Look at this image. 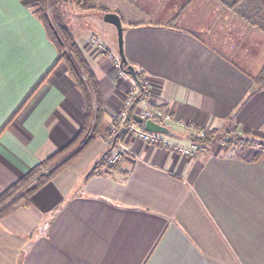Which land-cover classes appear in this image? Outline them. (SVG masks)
I'll return each instance as SVG.
<instances>
[{"label":"crops","instance_id":"0c3cea01","mask_svg":"<svg viewBox=\"0 0 264 264\" xmlns=\"http://www.w3.org/2000/svg\"><path fill=\"white\" fill-rule=\"evenodd\" d=\"M35 1L0 0V194L67 146L84 116ZM144 1L145 10L164 4L153 22L126 17L125 0H102V9L119 16L124 57L142 75L135 114H169L179 137L148 144L121 128L122 174L84 181L114 142L111 120L134 82L119 74L115 28L106 26L104 54L90 55L79 38L105 135L0 219V264H264V155L253 160L264 150V0ZM206 129L254 145L241 157L174 148Z\"/></svg>","mask_w":264,"mask_h":264},{"label":"trees","instance_id":"16d2710c","mask_svg":"<svg viewBox=\"0 0 264 264\" xmlns=\"http://www.w3.org/2000/svg\"><path fill=\"white\" fill-rule=\"evenodd\" d=\"M93 0H36L31 6L33 14L42 22L45 27L47 39L53 44L58 53V62L62 61L67 74L74 82L84 100V116L77 135L67 146L56 151L53 155L31 170L27 176L13 184L0 194V219L19 207L29 204L31 196L43 185L52 181L59 172L79 158L91 147L98 136L105 135L103 130L104 108L103 101L98 88L97 80L89 70L85 59L77 43L70 36L68 28L64 24L63 15L60 9L65 3H69L77 10H99L101 15L106 10L91 6ZM128 65V64H127ZM125 71L126 67L122 66ZM138 80V93L134 96L132 104L127 111L125 123H134L132 117L140 101L146 96L142 75L135 71ZM118 118L112 119L115 128L113 133L114 142H109L108 148L100 159L92 166L84 177V181L95 176H110L122 174L121 165L123 153H120L113 163L108 162V156L115 150L117 145L116 136L121 133L118 126ZM143 129V123L137 124ZM202 136L198 132L189 135L192 145L197 147V151L214 149L216 145L222 143L220 150L222 153L237 151L238 157L241 152L252 147L254 144L243 140L235 131L226 130L218 132L214 129L203 130ZM175 137H179L175 134ZM263 149H258L253 156L254 161L263 157Z\"/></svg>","mask_w":264,"mask_h":264},{"label":"rangeland","instance_id":"374dc122","mask_svg":"<svg viewBox=\"0 0 264 264\" xmlns=\"http://www.w3.org/2000/svg\"><path fill=\"white\" fill-rule=\"evenodd\" d=\"M126 6L128 7L123 13L127 17L128 10L134 12L133 15L138 21L144 22H153L156 20V15L161 11L164 4H159L158 6L160 9L158 10L157 5H151L147 7L145 10L144 0H125ZM130 2V3H127ZM102 0H93L91 2V6H96L98 8H102ZM149 5L146 3V6ZM60 15H63L64 24L68 28L70 36L73 40L77 43L79 38L85 39L87 51L90 52V55H97V54H104L107 50V45H109V37H108V30L107 24L99 23L102 19L101 11L99 10H77L74 6L69 3H65L60 9ZM124 17V16H123ZM130 18H124L123 23L124 25L128 24ZM166 22V20H165ZM178 27L184 26L183 23L178 22ZM113 27V26H112ZM111 27V28H112ZM185 27V26H184ZM114 28V27H113ZM111 44V43H110ZM81 54L84 58V53L81 50V47L77 43ZM115 52L118 53L117 48H114ZM116 53V55H117ZM117 58L118 55H117ZM85 59V58H84ZM119 60V59H118ZM87 64V63H86ZM122 69V67H121ZM90 70V69H89ZM123 70V69H122ZM124 71V70H123ZM125 72V71H124ZM92 73V72H91ZM127 76V74H126ZM126 78V77H125ZM137 87L136 84H132V87ZM130 87L129 89H131ZM138 92V91H137ZM128 94V93H127ZM128 96V95H126ZM143 111H139L136 115L140 116ZM118 116V115H117ZM119 126V123H118ZM121 128V127H119ZM176 129H172L171 131L175 132ZM132 136V135H130ZM222 143L215 146L214 150H219ZM213 150V149H212ZM233 153L234 155L237 154V151L230 152L229 154Z\"/></svg>","mask_w":264,"mask_h":264},{"label":"built area","instance_id":"2783aa9c","mask_svg":"<svg viewBox=\"0 0 264 264\" xmlns=\"http://www.w3.org/2000/svg\"><path fill=\"white\" fill-rule=\"evenodd\" d=\"M117 68L119 69V74L121 77L125 78L126 73L121 69V66L117 64ZM137 87H132L128 91V96H126V100L124 101L121 110L118 113V123L119 127L123 128L126 132H128L130 135L133 137L139 139L143 143H148V144H156L160 143L164 146L170 145L168 140L164 136H161L160 134H150L145 132L142 128H140L137 124L134 123H129L126 124V116H127V111L130 108L132 104V100L134 96L138 93ZM142 120H151L153 122L159 123L162 126L167 127L168 129L172 126L173 120L170 118L169 114L161 112V111H156L153 114H150L148 111H143V113L140 115ZM177 124V123H176ZM199 136H202V133L198 134ZM177 149V151L186 156H192L195 153H197V147L195 145L190 146L189 148H184V147H174ZM124 149V146H121L120 144L117 146V148L108 156V162L113 163L118 155L121 153V150Z\"/></svg>","mask_w":264,"mask_h":264},{"label":"water","instance_id":"95a60500","mask_svg":"<svg viewBox=\"0 0 264 264\" xmlns=\"http://www.w3.org/2000/svg\"><path fill=\"white\" fill-rule=\"evenodd\" d=\"M102 20L104 23L111 25L116 30V39H117V49H118V56H119V65L125 66L126 70L125 73L133 80L135 84L138 85V80L135 74V70L133 67L127 65V61L123 54V26L122 22L117 14L114 13H105L102 16ZM133 121L137 124L143 123V130L150 134H160L167 137H175V133L168 129L165 126H162L156 122L151 120H146L143 122L140 116L134 114L132 117Z\"/></svg>","mask_w":264,"mask_h":264}]
</instances>
